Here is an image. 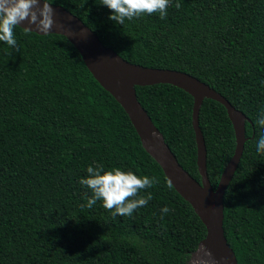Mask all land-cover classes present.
I'll list each match as a JSON object with an SVG mask.
<instances>
[{
  "label": "trees",
  "instance_id": "obj_1",
  "mask_svg": "<svg viewBox=\"0 0 264 264\" xmlns=\"http://www.w3.org/2000/svg\"><path fill=\"white\" fill-rule=\"evenodd\" d=\"M44 1L125 61L189 74L246 115L224 231L238 264H264V0ZM136 92L201 182L193 97L167 84ZM199 122L216 189L235 132L210 99ZM206 233L67 38L23 30L0 12V264H187Z\"/></svg>",
  "mask_w": 264,
  "mask_h": 264
},
{
  "label": "water",
  "instance_id": "obj_2",
  "mask_svg": "<svg viewBox=\"0 0 264 264\" xmlns=\"http://www.w3.org/2000/svg\"><path fill=\"white\" fill-rule=\"evenodd\" d=\"M0 12L23 30L38 35L56 34L78 50L95 80L110 93L129 116L141 143L162 168L177 193L188 202L207 233L187 264H238L224 231V196L242 159L246 138V115L220 93L197 78L173 70L131 64L105 47L78 17L44 0H0ZM172 85L194 99L192 124L197 143V166L201 182L179 164L164 136L138 101L136 87ZM205 99L222 104L233 125L236 148L220 181L213 188L207 172V149L200 128V110ZM250 122V121H249Z\"/></svg>",
  "mask_w": 264,
  "mask_h": 264
}]
</instances>
